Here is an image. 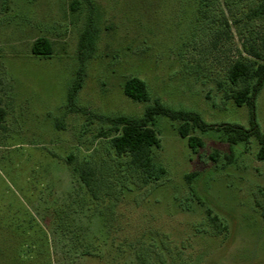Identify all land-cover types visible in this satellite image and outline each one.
<instances>
[{"label": "rangeland", "instance_id": "374dc122", "mask_svg": "<svg viewBox=\"0 0 264 264\" xmlns=\"http://www.w3.org/2000/svg\"><path fill=\"white\" fill-rule=\"evenodd\" d=\"M262 1L207 0L201 7L202 0H0V242L29 236V259L37 264L48 248L51 264H138L128 247L146 234L165 235L166 264H264V162L254 141L230 146L209 130L194 154L177 123L159 117L154 159L166 174L141 187L108 139L96 140L110 129L99 117L139 119L155 100L209 125L249 128V108L226 100L218 85L243 45L264 37V19L248 17ZM90 21L96 51L68 108L79 39ZM40 37L52 42L51 57L32 54ZM132 77L146 83L147 102L123 93ZM255 110L264 133V91ZM87 152L116 175L113 215L106 196L91 201L66 161ZM98 170L112 182L106 165ZM189 174L198 176L189 183ZM199 200L227 222L225 238L214 235ZM57 213L70 225L65 232L56 230Z\"/></svg>", "mask_w": 264, "mask_h": 264}, {"label": "trees", "instance_id": "16d2710c", "mask_svg": "<svg viewBox=\"0 0 264 264\" xmlns=\"http://www.w3.org/2000/svg\"><path fill=\"white\" fill-rule=\"evenodd\" d=\"M204 2L206 3L207 0H202L201 7ZM1 5L2 3L0 2ZM248 17L250 19H264V0L250 11ZM97 41V28L90 21L79 39L78 58L80 65L68 91V108L74 106L75 99L83 88L85 64L93 57ZM31 52L37 57H51L53 55L52 42L46 37L37 38L33 42ZM218 86L220 87L219 91L222 92L226 100L234 103L237 107L246 106L249 108V128L237 124L209 125L196 113L172 110L160 103L159 100H155L154 105L147 107L143 117L139 119L125 116L99 117L102 121L109 123L110 129H101L96 136V140L100 138L108 139V146L115 157L125 159L127 169L132 172L141 187L158 184L166 174L164 168L157 165L154 159V150L159 149L161 145L158 132L155 129L159 117H166L170 121L177 123V134L187 140L188 147L194 154L199 153V150L205 145L203 139L199 136L200 133L213 130L220 132L225 142L230 146L247 144L254 141L258 146L256 159L259 162H264V133L257 124L255 110L257 95L261 91H264V37L260 38L258 44L243 45V53L230 63L227 68L225 84H219ZM123 93L134 101L147 102L149 100L146 83L136 77L129 78L124 82ZM82 111L85 112V110ZM2 120L3 115L0 114V121ZM216 156L217 154L211 156V159L215 161ZM80 158L81 160L77 161L76 154H70L66 158V161L75 177L84 186L91 201L101 204L106 196V200L108 201L106 205L109 208L110 215H113L116 205L113 198L116 196L114 190L116 175L113 173L112 166L108 165L105 161L104 163L102 160L101 162L98 161V163L95 160L93 161L89 153H81ZM98 164L102 167L106 165L110 169L109 179H112L111 183L105 182V178L107 179V177L98 170ZM197 176L198 174L187 175V182L191 183ZM121 188L127 190V192H131L129 188ZM260 192L263 193L262 191ZM198 203L208 216L214 235L225 238L230 229L227 222L200 200ZM100 213L104 212L100 211ZM70 214L69 217L71 216ZM53 218L56 230L65 232L69 228V224L63 223L62 214L57 213ZM158 237L146 234L143 237V241L139 238L132 246L128 247L133 252L138 264H153L152 259L155 258L154 256H157L160 264H166L164 263L163 255H166L165 247L169 245V237L165 235ZM30 242V237L27 235H21V237L19 235L7 236L5 241L0 242V264H37V261L34 260L32 262L29 259L33 255L32 251L35 252L33 249L35 243H31L30 245ZM123 243L119 241V244L114 243V245L119 249L124 246ZM138 246H142L145 249L137 251L136 248ZM84 254L91 255L87 249L84 250ZM41 255L43 264H51L49 248L45 249Z\"/></svg>", "mask_w": 264, "mask_h": 264}]
</instances>
